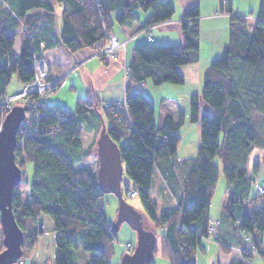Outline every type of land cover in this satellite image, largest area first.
I'll return each mask as SVG.
<instances>
[{
  "label": "trees",
  "instance_id": "1",
  "mask_svg": "<svg viewBox=\"0 0 264 264\" xmlns=\"http://www.w3.org/2000/svg\"><path fill=\"white\" fill-rule=\"evenodd\" d=\"M190 1L180 19L182 44L146 41L132 49L126 65L125 106L116 101L103 104L106 130L119 147L130 179L122 186L124 193L136 191L158 229L154 253L160 251L168 264H195L202 239L211 236L209 206L219 175L217 158L225 180L221 214L231 235H219L218 219L212 239L224 250L232 245L239 249L241 258L230 259L228 264H248L254 254L246 248L248 243L264 257V191L257 190L264 184L255 183L264 166V124L260 131L254 120L255 115L264 118V0H259L254 19L234 11L229 0L220 1V10L228 16L227 41L202 73L200 92L189 96L187 119L200 123L199 144L194 156L177 159V131L185 112L178 108L175 117L164 115L156 123L152 102L139 85L146 79L154 85L181 84L184 80L178 66L198 60L200 9L198 0ZM58 3L62 4L59 41L70 52L102 42L115 23L136 34L171 19L174 13L170 0H0V113L8 111L1 101L12 74L22 85L30 82L33 57L42 53L39 39L29 42L25 35L21 50L14 52L12 29L24 21L27 30H32L27 11H51ZM138 10L150 11L142 23ZM200 99L211 112L200 115ZM98 105L96 94L90 93L76 100L73 112L45 101L25 106L34 113L36 129L17 131L21 143L14 153L21 179L11 198L20 229L27 227L26 222L31 227L23 233V264L41 233V215L51 218L56 233L53 264H77L74 250L79 247L89 253L82 264H110L116 231L104 212V193L97 186L96 174L75 169L77 163L96 158V150L82 148L79 137L83 126L91 129ZM58 115L64 119L59 120ZM20 154L32 164L31 176L25 175L18 162ZM155 169L175 202L160 211L150 197ZM21 188L28 190L25 201L19 194ZM3 247L0 231V251Z\"/></svg>",
  "mask_w": 264,
  "mask_h": 264
},
{
  "label": "crops",
  "instance_id": "2",
  "mask_svg": "<svg viewBox=\"0 0 264 264\" xmlns=\"http://www.w3.org/2000/svg\"><path fill=\"white\" fill-rule=\"evenodd\" d=\"M174 5V13L170 20L162 22L160 24H156L154 26L149 27L150 34L152 36V41L154 44H182L183 43V35L181 30L180 19L183 11L190 4V0H179V4L175 9V2L170 0ZM220 1L224 2L225 0H198L200 16H199V28H200V37H199V57L198 60L194 63H188L178 66V71L183 77V83H197L200 80V75L202 77V73L208 67L209 63L212 61V58H215V52L221 49L227 41V28H228V16L225 12L220 10ZM228 1V0H227ZM232 9L234 10V1L229 0ZM177 2V1H176ZM217 6V8H216ZM62 4L58 3L53 6L51 11H45L43 9H30L27 11V16L31 18L33 22V29L28 31V25L24 23V21H20V26L12 29L15 34V41L13 45V51L18 53L21 50L22 42L24 35L30 41L39 42V46L41 47V52H43L46 62L49 66L48 79L58 81L57 87L61 86L65 82V78L70 76L75 72L78 81L80 82L81 89L83 92H79L76 89V82L73 80V84H70V88H72L76 95V100L78 98H84L91 94H96L97 101L100 102L97 108H94L93 114L94 118L92 120L91 129H87L84 126L81 128L80 133V141L81 147L96 150V140L99 136L100 129L105 125L102 114L100 113L101 108H103V104H107L110 102H122L124 101V92L126 79L124 75H121V68L124 70L125 65L130 60L132 49L141 43L146 42V30H141L129 40L125 49L119 50L116 57L104 61L101 58H97L96 56L90 55V49L81 48L74 52H70L67 50L59 41L60 32L62 30V17H61ZM236 11V10H234ZM237 12V11H236ZM139 16V22L142 23L146 17L150 14V11L143 12L140 10L137 11ZM116 25V26H115ZM130 29H125L118 24H114L112 27V32L119 38L124 39L129 37ZM206 42L207 48H212L209 50L210 59H208L207 64H203L201 67V44L203 41ZM217 48V49H215ZM213 58V59H214ZM211 60V61H210ZM105 63V64H104ZM82 70V72H79ZM202 70V71H201ZM101 73V78L97 77V72ZM201 72V73H200ZM200 73V74H199ZM82 75L84 77H82ZM83 79H82V78ZM86 80V82H84ZM82 82V83H81ZM139 85L140 89L143 91L141 85ZM56 87V88H57ZM168 87V86H167ZM157 90L159 88H156ZM7 90V89H6ZM191 93H199L200 91H189ZM143 93L148 97V95L143 91ZM51 96H46L45 102L47 105L52 106H60L63 108L64 105L61 104V101H56V99L51 98ZM149 98V97H148ZM162 99H168L173 102L172 111H159L158 118L156 123L159 121V118L164 115H171L175 117L177 109L179 107L177 105V101L174 97H161ZM150 99V98H149ZM75 100V102H76ZM151 100V99H150ZM102 102V103H101ZM152 102V101H151ZM200 103V100H199ZM153 105V104H152ZM175 111H173V109ZM65 109V108H63ZM66 110V109H65ZM74 110V109H73ZM73 110L71 112H73ZM155 110V108H154ZM185 112V121L187 117V112L185 109H181ZM197 130V127L194 131ZM82 133H86L90 136V140L86 143L81 137ZM180 137V136H179ZM199 141H196V145L189 146L188 150H184L187 156H192L194 150L197 149ZM196 146V147H195ZM188 152V153H187ZM177 159H183V155H177ZM97 158V155H96ZM98 166V160H89L84 162H79L75 165V169L86 168L89 171L96 174V169ZM264 167V166H263ZM264 184V183H263ZM221 197L220 209L217 207L214 210L210 209L209 206V215L210 218L218 217L215 213L220 210V224L218 227L219 235H223L224 237H228L231 235V227L229 224L222 218L221 214V206L225 201V191ZM27 200V199H26ZM173 198L168 199L166 203H157V210L163 209L167 205H171V201ZM211 202V201H210ZM216 214V215H215ZM206 242L201 241V248H198L195 254V264H197L198 259L202 255V260L204 261V255L206 254V250L208 248H214L211 243L216 245L215 247V261L214 255L208 256V264H228L230 259H240L241 253L236 245H232L228 250H224L222 246L218 244L216 240L206 239ZM212 241V242H211ZM207 243V244H206ZM261 248L264 250V234L261 238ZM201 249V250H200ZM199 250L202 253H199Z\"/></svg>",
  "mask_w": 264,
  "mask_h": 264
},
{
  "label": "rangeland",
  "instance_id": "3",
  "mask_svg": "<svg viewBox=\"0 0 264 264\" xmlns=\"http://www.w3.org/2000/svg\"><path fill=\"white\" fill-rule=\"evenodd\" d=\"M172 1L176 3L175 9H178L180 7V1L179 0H172ZM233 1H234V10H236L239 14L246 15V16L249 15L252 19H254L255 15L257 14V11H258L259 0H233ZM178 4H179V7H177ZM173 7H174V5H173ZM216 8H217V6H216ZM143 30H146L147 33H150L149 28H146ZM133 35H135V34H130L129 37H126L124 39H119L115 35L116 38L119 40V42L123 43L124 46L119 47L116 50V52L113 54L112 57L107 58V59H102V58L101 59L104 61H108V60L115 58L117 53L119 52V50L125 49L126 47H129V45H127V43L133 37ZM97 43H99V42H97ZM201 45H202L201 46L202 63H200V65L202 67L203 64L205 63V65H206L208 59H210L211 54L209 53V50L212 48H207L205 41H203ZM85 48L90 49V51H91L90 55L96 56L97 58L98 57L100 58L95 44L93 47H90V48L85 47ZM215 49H217V48H215ZM221 50H222V48L221 49L219 48V50H217V52H215L216 53L215 57H218L220 55ZM126 69H127L126 65L124 67V70L121 68V75H124L125 79L127 80V78H126L127 70ZM79 72H82V70H79ZM97 75H99L97 77L101 78V73L99 71L97 72ZM82 77H84V76L82 75ZM65 79H66L65 82L59 87H57L58 81H56V87L57 88L48 90L47 96H49V97L51 96V98L56 99V101H58V102L61 101V104L64 105L63 108H65L68 112H71L75 107V100H76L75 95H76V93L72 88L69 87L70 84L74 85L73 84V80H74V82H76V89L81 93L83 92V90L81 89V85L79 82L80 80L78 81V78L76 77L75 72L72 73L70 76H68ZM84 82H86V80ZM201 84H202V81H201V75H200V80L197 83L196 82L195 83H181V84L162 83L160 85H154L150 79H146V80H144L141 87H142L143 91H145V93L148 95V97L152 101L153 107L155 108L154 119H155V121H157L158 114H159L160 110H162V111L164 110V111L169 112V111H172V107H173V102L168 100V99H162L161 98L162 96L163 97H174L177 101V105L179 107H181V109H185L186 112L188 113V111H189V96H190L189 91H191V92L197 91V90L200 91ZM23 86L24 85L20 84V82L17 80L16 74L13 73L11 78H10V82L6 88L7 89L6 94H8L7 96H9V95L12 96L13 94H15L17 92H21V90H23ZM156 88H159V89L157 90ZM29 103H30V99L28 97H26V98L19 97L18 100L13 102V105L27 106V105H29ZM199 107H200L199 108L200 115L203 112H208V113L211 112L210 107L201 99H200ZM175 109L176 108H174L173 111H175ZM100 113L102 114V118H103L105 125H107L108 119L105 115L103 108H101ZM25 114L30 119H32L33 115H34V113H32V111H30V109L29 110L26 109ZM254 120L256 121L258 128H260L259 130L261 131V127L264 124V118L260 115H255ZM194 127H195V129L197 127V130L194 131ZM177 134L180 136V139H179V143H178L177 148H176V154L177 155H183V157H185V158H189V157L194 156L196 152H193V154H191L192 156H187L189 154H186L184 152V150H186V149L188 150L189 146H194V145H196V141H199V137H200V123H199V121L189 122L187 117H186V121H184V123L180 126V128L177 131ZM81 137L84 140V142H86V143L90 140V136L86 133H82ZM194 151H196V150H194ZM92 160L96 161L97 158H94ZM262 160L264 161V158ZM18 162H22V165L25 168V172H24L25 175L31 176L32 164L30 162L25 161L23 154H20V158H18ZM215 163L219 167V175H218L217 182H216V185H215L214 191L212 193V197H211L210 209H212V210H214V208H216V207L218 209H220L221 197L224 194L223 192H224V186H225V180H224V177H223L222 171H221V164L217 158L215 159ZM124 183H130V179H129L126 171H125V166L123 165L122 180H121L122 185L121 186H123ZM255 183H256V185H261L264 183V167H263V169H261L259 171L258 175L256 176ZM254 190H255V188L253 187L252 191H254ZM19 194H20V197L23 201L28 199V190L27 189L21 188L19 190ZM123 195H124L126 202L128 204H130L131 206H133L136 210H138L142 214V220H143L144 226L157 233L158 229L152 225L150 218L145 213L144 207L141 203L140 198L137 195H135L133 197H127L126 193H123ZM150 197H151V201L153 203H156V204L157 203L158 204L166 203L168 201V199H171L169 196L168 188H166L165 184L163 183V180L161 179V177H160V175L156 169L154 170L153 175H152ZM102 201L104 204V206H103L104 212H105V215H106L108 222L111 225L117 224L116 239L114 241V254L110 258V264H120L121 256L125 252L129 251L130 249H133V247H135V245H136V240H137L136 231L134 229H132L128 225V223L125 221L117 223L118 201H117V198L114 194L104 193L103 197H102ZM174 203H175L174 200H172L171 205H173ZM158 211H160V209H158ZM219 211L220 210L215 212V213H218L217 214L218 217H220ZM41 216H42L41 217V220H42L41 233H39L37 238L35 239V244L30 249L29 255L26 258H24L25 259L24 264H53L56 233L54 231L51 218L48 217L47 215H41ZM218 217L217 218L213 217L211 219L218 220L219 219ZM26 223L28 225H26L27 227H25L24 230L22 231L23 233H28L31 229L29 223L28 222H26ZM0 231H1V226H0ZM213 237L214 236L211 235L209 239L212 240ZM202 242H206V240L203 238ZM127 243L128 244L130 243L129 246H131V247L127 248L128 247ZM211 244H212V246H214V248H208L206 250V254L204 255V261L202 260V258H201L202 255H201L197 261V264H208L207 258L209 255L210 256L214 255V261H215V252L214 251H215L216 245L214 243H211ZM200 250H199V253H202V251H200ZM74 258H75V261L77 264H82V263H85V261H87V259L89 258V253L86 252L83 248L79 247V248H77V250L76 249L74 250ZM15 264H18V263H15ZM148 264H168V262H167V258L165 256H163L160 251H157L156 253H154V255L152 256V258L150 259ZM248 264H264L263 256L261 254L254 253Z\"/></svg>",
  "mask_w": 264,
  "mask_h": 264
},
{
  "label": "water",
  "instance_id": "4",
  "mask_svg": "<svg viewBox=\"0 0 264 264\" xmlns=\"http://www.w3.org/2000/svg\"><path fill=\"white\" fill-rule=\"evenodd\" d=\"M25 106L13 105L4 116L0 129V226L3 249L0 251V264H15L22 256L23 232L18 226L11 204L13 188L21 179V171L15 160L16 134L20 121L25 115ZM97 186L103 193H112L118 201L117 223L125 221L136 231V245L125 252L120 264H148L154 255L155 231L144 226L142 214L128 204L121 186L122 160L119 147L107 133L100 129L96 140ZM117 224L112 225L116 231Z\"/></svg>",
  "mask_w": 264,
  "mask_h": 264
},
{
  "label": "built area",
  "instance_id": "5",
  "mask_svg": "<svg viewBox=\"0 0 264 264\" xmlns=\"http://www.w3.org/2000/svg\"><path fill=\"white\" fill-rule=\"evenodd\" d=\"M146 41H152V36L150 33L146 34ZM96 49L98 50L99 56L102 59H107L113 56V54L116 52V50L124 46L123 43H120L119 40L116 38L115 34L112 31H106L105 32V37L102 42L95 43ZM32 72H33V78L30 82L24 84L23 90L21 92H17L13 94L12 96L6 94L2 101L1 104L4 106L6 109H10V107L13 105V102L18 100L19 97L26 98L28 97L30 99L29 106L33 105L36 106L38 103L45 101V98L48 94V90L56 88V81L55 80H50L48 79V72H49V66L46 62L45 56L42 53H40L38 56H34L32 60ZM29 95V96H28ZM119 105L125 106L124 101L118 103ZM3 107V108H4ZM5 112L0 113V129L1 125L5 116ZM59 120H63L64 117L58 115ZM34 121L33 118L30 119L24 115V118L20 121L18 130L19 132L23 133L25 131L31 130L32 128L35 130L36 128L33 127ZM18 143H21V139L16 140V145ZM258 192H263L264 187L263 186H258L257 187ZM136 195L135 190H130L127 192L126 196L127 197H133ZM218 224V220L216 219H209V232L211 233L212 236H215V228L216 225ZM210 238V237H209ZM248 240V238H246ZM130 244V243H129ZM127 243V248L131 247ZM247 249H250L251 252L255 253V248L251 243H248L246 245ZM264 261V257H263ZM18 264H23V258H19L17 260Z\"/></svg>",
  "mask_w": 264,
  "mask_h": 264
},
{
  "label": "bare ground",
  "instance_id": "6",
  "mask_svg": "<svg viewBox=\"0 0 264 264\" xmlns=\"http://www.w3.org/2000/svg\"><path fill=\"white\" fill-rule=\"evenodd\" d=\"M123 164V163H122ZM122 167H123V165H122Z\"/></svg>",
  "mask_w": 264,
  "mask_h": 264
}]
</instances>
